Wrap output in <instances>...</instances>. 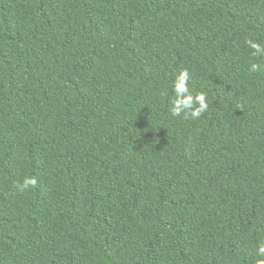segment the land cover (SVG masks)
I'll use <instances>...</instances> for the list:
<instances>
[{
  "label": "trees",
  "instance_id": "obj_1",
  "mask_svg": "<svg viewBox=\"0 0 264 264\" xmlns=\"http://www.w3.org/2000/svg\"><path fill=\"white\" fill-rule=\"evenodd\" d=\"M247 40L264 46V0H0V264L264 259ZM185 68L196 119L170 112Z\"/></svg>",
  "mask_w": 264,
  "mask_h": 264
},
{
  "label": "clouds",
  "instance_id": "obj_2",
  "mask_svg": "<svg viewBox=\"0 0 264 264\" xmlns=\"http://www.w3.org/2000/svg\"><path fill=\"white\" fill-rule=\"evenodd\" d=\"M248 46L253 49V55L264 56V46L252 40H247ZM259 65L253 64L251 71L255 72ZM190 73L188 69H181L176 75L172 83V92L175 98L171 102L170 112L173 117L183 116L185 119L191 117L193 119L199 118L204 112L207 111L209 105L207 102L206 94L197 92L195 95L189 86ZM37 179L34 176L24 177L15 185L17 191L26 192L35 187ZM256 255L264 257V243H260L256 248ZM256 264H264V259H258Z\"/></svg>",
  "mask_w": 264,
  "mask_h": 264
}]
</instances>
